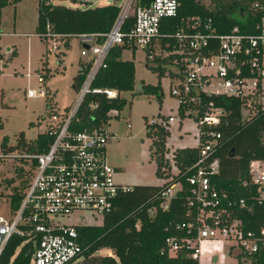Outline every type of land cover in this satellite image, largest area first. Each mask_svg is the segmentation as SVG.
Here are the masks:
<instances>
[{
    "label": "trees",
    "instance_id": "obj_1",
    "mask_svg": "<svg viewBox=\"0 0 264 264\" xmlns=\"http://www.w3.org/2000/svg\"><path fill=\"white\" fill-rule=\"evenodd\" d=\"M21 0H0V19L2 9L15 5ZM137 4H147L150 0H136ZM119 13L116 4L94 6L89 8H72L54 4L51 0H38V15L35 33L46 44L49 39L44 36L47 31L55 34L58 40H69L79 33L107 32ZM200 20L199 29L209 23L218 34L230 33L237 27L242 34L260 32L264 19V0H210V6L202 0H179L175 16L162 19L161 34L157 41L158 53L146 66L161 78L168 72V77H183L186 68L187 50L180 51L178 40L172 36L178 30ZM133 18L129 16L128 23ZM216 41V40H213ZM216 42H210L215 46ZM128 49L125 44L113 46L106 58V67L96 73L91 86L109 88L117 91L116 98H108L105 93H88L84 96L72 126L77 131H92L109 124L111 112L121 111L127 101L124 92L135 94V64L130 59H122V53ZM131 50L134 52L135 47ZM205 52H207L205 50ZM82 64V63H80ZM44 77L51 75L45 69ZM87 71L74 76L73 86L79 90ZM244 76L252 75L244 69ZM139 93L162 96L160 82L155 85L142 84ZM178 115H186L199 122L203 110L211 103L212 108L221 109L220 122L204 126V130H214L220 134L215 150L206 162L217 160L219 171L210 176L211 185L220 192L226 193L221 207L225 209L228 219L237 218L245 231H258L264 228V186L254 184L250 179V163L253 160L264 161V103H255L247 97L226 96L222 94L190 91L187 96H178ZM193 98V99H192ZM47 112L55 111L53 92L46 89ZM249 104V105H248ZM254 108V113L246 117L245 111ZM2 123L0 119V129ZM200 130V126L198 124ZM146 134L152 138L151 156L156 161V175L167 179L162 185H132L129 190L118 194L113 210L103 217L101 225L76 226L78 241L84 250L85 264H199L198 258L182 250L170 254L166 239L187 236V227L178 225L193 223L191 233H196V217L199 206L192 199L187 178L193 174V164L199 159L200 144L195 147L177 148L172 152V161L178 172L170 173V165L165 156L168 149L166 138L169 129L162 123L150 124L146 121ZM14 143L4 136L0 137V150L3 153L21 152L37 153L46 150L51 138L48 134L39 133L34 140H27L22 132L15 135ZM3 159L0 158V165ZM21 164H26L20 160ZM23 165L14 167V176L3 181L10 187L9 209L15 211L23 197V191L30 180V170ZM245 182V184H244ZM179 184L181 189L170 199L168 207L161 206V192L170 185ZM245 201L241 207L239 200ZM24 240L19 235H12L0 254V264H29L32 252L31 243L19 248ZM101 248H107L111 254L95 255ZM231 254L238 259V264H264V242L256 252H247L243 248L232 246ZM229 253V254H230Z\"/></svg>",
    "mask_w": 264,
    "mask_h": 264
},
{
    "label": "built area",
    "instance_id": "obj_2",
    "mask_svg": "<svg viewBox=\"0 0 264 264\" xmlns=\"http://www.w3.org/2000/svg\"><path fill=\"white\" fill-rule=\"evenodd\" d=\"M69 1L82 4V9L99 6L96 5L98 0ZM116 5L119 13L107 32L74 35L80 43L81 56L85 57L79 73L82 74L86 67L87 71L75 103L48 114L50 122L41 132L51 138L46 150L37 153H3L0 150L1 159L24 160L26 164L20 161L19 165L30 170V180L17 209L13 212L9 209L7 215L0 214V254L9 238L19 235L24 238L19 248L26 243L32 245L29 264H85V248L78 241L76 226L61 224L56 218L80 210L104 217L117 209L118 194L130 188L114 180L115 169L106 157V143L111 136L106 127L77 131L72 121L86 94L105 93L108 98L117 97L114 89L91 86L98 70L106 67V58L113 46L125 44L128 49L140 48L145 51L148 61L154 59L155 49L159 50L157 41L165 36L160 32L162 19L177 14L179 0H150L147 4L119 0ZM129 16L133 18L131 23H128ZM199 25L200 20L195 19L172 35L178 40L180 51L187 50L183 77L172 79L175 81L172 94L187 96L192 90L247 97L249 102L264 103V19L257 34H242L237 27L230 33L218 34L209 23L204 24V29H199ZM44 36L49 39V52L58 48L60 42L48 26ZM210 42H216L215 46ZM244 69L252 75L244 76ZM165 76L168 77V72ZM37 80L40 85L27 89L28 98L46 96L42 75L38 74ZM211 105L209 103L199 117V159L192 166L193 174L187 178L193 198L189 199V204L196 201L199 206L196 233H191L193 223L178 225L179 228L187 227L188 235L166 239L168 252L172 255L186 250L189 256L199 259L201 244L218 237L232 240L227 251L237 246L247 252H256L264 242V228L244 233L239 219L227 218L221 207L226 193L211 185L210 176L218 173L219 166L217 160L207 163L206 159L215 150L220 134L203 128L218 124L222 113L221 109ZM167 121L172 122L173 117H168ZM156 123L159 122H150ZM250 164L251 182L264 186V161L253 160ZM173 186L161 192L164 209L181 189L180 185L175 189ZM239 204L244 207L245 201L240 199Z\"/></svg>",
    "mask_w": 264,
    "mask_h": 264
},
{
    "label": "rangeland",
    "instance_id": "obj_3",
    "mask_svg": "<svg viewBox=\"0 0 264 264\" xmlns=\"http://www.w3.org/2000/svg\"><path fill=\"white\" fill-rule=\"evenodd\" d=\"M72 8H83L80 3L69 0H51ZM210 6V0H202ZM118 4L119 0H98L96 5ZM38 15V0H21L16 5H8L2 9L0 25V137L6 136L14 143L16 134L22 132L27 140H34L43 132L50 122L44 98H27L26 90L38 88L37 75L44 63L51 69V76L46 77L44 87L55 92L54 105L62 110L73 105L78 98L73 88L74 76L79 72L80 63L85 57L80 54V43L76 37L69 39L68 45L52 52L35 33ZM8 48L10 50H8ZM14 51L12 55L11 52ZM158 53V50L155 49ZM122 59H130L135 64V80L141 84L155 85L160 82L162 96L147 95L137 92L122 93L127 105L119 112L113 111L107 131L112 133L106 143V156L115 168L114 180L123 185H162L167 179L156 175V161L151 156L152 138L146 134V121L166 122L169 135L166 138L168 152L165 156L170 165V173L178 170L172 161V152L177 148L195 147L199 144L198 122L190 116L181 118L178 115V98L172 94L175 81L167 76L159 78L158 74L146 66L147 56L144 50L136 48L133 52L126 49ZM62 61V63H60ZM29 69V71L27 70ZM40 69V70H38ZM27 72H31L28 81ZM42 72H45L43 70ZM245 111L246 117L254 113V108ZM173 117L168 122V117ZM19 160L3 159L0 165V178L14 176V167ZM25 167V166H24ZM174 184V189L178 188ZM10 187L5 182L0 187V214L9 213ZM64 225H101L103 217L96 213L74 211L66 216L56 218ZM232 240L218 237L205 240L201 244L199 264H238L235 255L227 251ZM111 251L101 248L95 255H107ZM230 253V254H229Z\"/></svg>",
    "mask_w": 264,
    "mask_h": 264
},
{
    "label": "crops",
    "instance_id": "obj_4",
    "mask_svg": "<svg viewBox=\"0 0 264 264\" xmlns=\"http://www.w3.org/2000/svg\"><path fill=\"white\" fill-rule=\"evenodd\" d=\"M16 5V4H15ZM8 6V5H7ZM6 7V6H5ZM4 7V8H5ZM1 21V20H0ZM0 25H1V22H0ZM59 42H60V44L62 45V46H66V45H68V42H69V40H59ZM59 47V46H58ZM8 50H10L9 48H8ZM11 54L13 55L14 54V51H12L11 52ZM60 63H62V61H60ZM47 62L46 63H44V66L41 68V70L40 69H38V70H40V72L38 73V74H40V75H42V77H43V82H42V86L44 85L43 83H44V81H45V79H46V77H48V75L46 76V77H44L43 76V74L45 73V72H42L43 70H44V68L47 70V69H50L48 66H47ZM28 71H29V69H27ZM50 71H51V69H50ZM51 74V73H50ZM26 76H27V74H26ZM51 76V75H50ZM28 78V81H29V79L31 78V72H30V77H27ZM37 82H38V80H37ZM138 84V83H137ZM38 85H40L39 84V82H38ZM72 86H73V84H72ZM39 87V86H38ZM44 87V86H43ZM141 87H142V84H141ZM45 88V90L48 88V87H44ZM73 88H74V86H73ZM138 88V87H137ZM49 89V88H48ZM75 89V88H74ZM139 90V89H138ZM141 90V89H140ZM139 90V91H140ZM27 91V90H26ZM52 91V90H51ZM53 92V91H52ZM77 92V91H76ZM27 97V96H26ZM28 98V97H27ZM36 98H40V97H36ZM53 98L55 99V92H53ZM44 99H45V106L47 105V103H46V96L44 97ZM54 101V100H53ZM53 104H54V102H53ZM69 106H71V105H69ZM69 106H66L64 109H67ZM46 108H47V106H46ZM54 109H56V110H58L57 109V107L54 105ZM64 109H62V110H64ZM62 110H60L59 109V111H62ZM112 113V112H111ZM109 123H110V121H109ZM109 125V124H108ZM107 125V126H108ZM106 126V127H107ZM106 130H107V128H106ZM110 133V132H109ZM110 134H112V133H110ZM110 137H112V136H110ZM184 148V147H183ZM107 157V156H106ZM108 159V158H107ZM109 161V160H108ZM252 162V161H251ZM110 163V162H109ZM112 165V164H111ZM251 165V164H250ZM115 169V168H114ZM119 184V183H118ZM121 185H123V184H121ZM128 186V185H127Z\"/></svg>",
    "mask_w": 264,
    "mask_h": 264
},
{
    "label": "water",
    "instance_id": "obj_5",
    "mask_svg": "<svg viewBox=\"0 0 264 264\" xmlns=\"http://www.w3.org/2000/svg\"><path fill=\"white\" fill-rule=\"evenodd\" d=\"M137 87H138V89L140 90V89H141V83H138V84H137ZM116 210H118V209H116Z\"/></svg>",
    "mask_w": 264,
    "mask_h": 264
}]
</instances>
